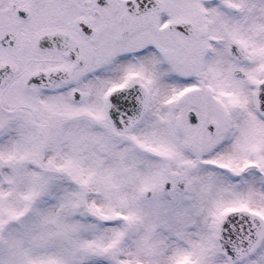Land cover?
<instances>
[{
  "label": "snow or ice",
  "instance_id": "obj_1",
  "mask_svg": "<svg viewBox=\"0 0 264 264\" xmlns=\"http://www.w3.org/2000/svg\"><path fill=\"white\" fill-rule=\"evenodd\" d=\"M0 264H264V0H0Z\"/></svg>",
  "mask_w": 264,
  "mask_h": 264
}]
</instances>
